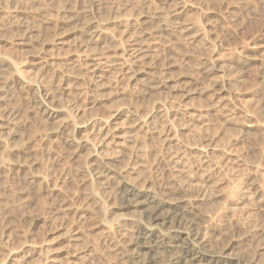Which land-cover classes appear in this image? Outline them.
<instances>
[{"label": "clouds", "instance_id": "9594fccd", "mask_svg": "<svg viewBox=\"0 0 264 264\" xmlns=\"http://www.w3.org/2000/svg\"><path fill=\"white\" fill-rule=\"evenodd\" d=\"M0 264H264V0H0Z\"/></svg>", "mask_w": 264, "mask_h": 264}]
</instances>
